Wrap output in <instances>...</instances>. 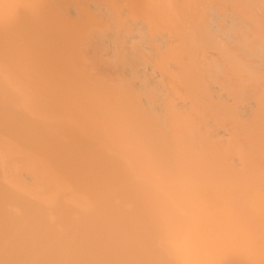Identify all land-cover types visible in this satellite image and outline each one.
<instances>
[{"label": "bare ground", "instance_id": "6f19581e", "mask_svg": "<svg viewBox=\"0 0 264 264\" xmlns=\"http://www.w3.org/2000/svg\"><path fill=\"white\" fill-rule=\"evenodd\" d=\"M0 264H264V0H0Z\"/></svg>", "mask_w": 264, "mask_h": 264}]
</instances>
